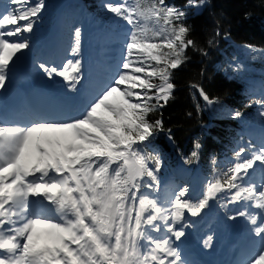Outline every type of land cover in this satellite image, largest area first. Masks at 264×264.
Instances as JSON below:
<instances>
[{"label": "snow or ice", "instance_id": "snow-or-ice-1", "mask_svg": "<svg viewBox=\"0 0 264 264\" xmlns=\"http://www.w3.org/2000/svg\"><path fill=\"white\" fill-rule=\"evenodd\" d=\"M10 3L16 7L0 12V89L14 57L29 47L20 37L33 32L46 6L44 0ZM106 8L133 25L123 71L75 119L0 125V264H185L169 236L151 233L166 230L180 240L186 213L198 216L222 192L230 203L249 202L262 211L259 222L246 211L239 215L264 242V187L244 182L257 162L264 166V147L247 159L242 158L247 149L240 148L234 166L224 178L209 182L198 201L187 198V188L165 204L141 192L158 184L160 168L159 158L141 148L162 130V122L151 121L149 114L171 97L172 70L183 63L193 41L185 39L189 29L176 23L185 13L165 0H125ZM80 37L76 29L74 55ZM39 67L49 79L62 77L73 89L81 79L79 59L59 69ZM200 94L213 102L202 89ZM34 198L52 205L58 219L35 212ZM248 264H264V247Z\"/></svg>", "mask_w": 264, "mask_h": 264}, {"label": "trees", "instance_id": "trees-1", "mask_svg": "<svg viewBox=\"0 0 264 264\" xmlns=\"http://www.w3.org/2000/svg\"><path fill=\"white\" fill-rule=\"evenodd\" d=\"M92 1L94 8L100 5L96 16L108 15L105 1ZM165 4L185 13L176 23L189 29L185 39L193 44L185 49L183 63L172 70L171 97L167 103L161 101L163 107L149 119L162 122L156 141L169 137L181 161L214 182L229 169L225 157L235 156L232 147L240 125L264 121L262 104L257 103L262 100L248 103L242 96L256 78H264V0H165ZM147 24L153 27L152 21ZM201 89L212 103L204 100ZM214 201L222 209L218 195Z\"/></svg>", "mask_w": 264, "mask_h": 264}, {"label": "rangeland", "instance_id": "rangeland-1", "mask_svg": "<svg viewBox=\"0 0 264 264\" xmlns=\"http://www.w3.org/2000/svg\"><path fill=\"white\" fill-rule=\"evenodd\" d=\"M21 23H23V22H21ZM21 38H23V37L21 36ZM108 47H110V44ZM121 49H123V48H121ZM24 55H25L24 51H23V53L21 52V54L17 53V56L14 57L13 62L10 65L13 66L20 59V57H23ZM110 55H113V53ZM110 55H109V57H110ZM81 56H83V55L79 52L78 55L75 56V59H79L81 61V59H80V58H82ZM109 59L110 58H108L106 60V62H109ZM100 72H101L102 78L103 77L107 78V79L111 80V83H112L113 77H110V76H113L112 72H110V71L108 72V71H104V70H100ZM102 73H105V74L107 73V76H103ZM94 74H95V63H94ZM55 77L57 80L60 79V77H58V76H54V78ZM40 79L43 81L48 80L51 82V84H54L53 78L49 79L45 73L42 74V77H40ZM94 79L100 81L98 78H94ZM66 86H68V83H66ZM58 88H59V86H58ZM255 151L256 150H253V152H255ZM253 152H251L249 155H246V157L249 158L253 154ZM254 166H257L259 171L257 173L251 171L248 178H250L249 181L253 182L254 185L256 186V188L260 189L261 187H264V166L260 165L258 162ZM173 196H171V198ZM246 206L248 207L247 210H248L249 214L256 215L258 222H259L261 215H262V211L260 209L254 208V207H250L249 202H247ZM183 223L185 226V227H183V230L185 232V235H184L185 239H182V237H181L180 240H172L173 245L175 246V244L177 243V246H176L177 250L180 248L181 251H184V249H186V248H185V245L183 242H186L185 240L189 239L192 241V243L195 246L194 250L192 252H200L199 249H201V252H200L201 256L203 255L204 257H208L212 253L211 257L209 258V260H211V261H214L213 253L216 251V248L218 247L220 242H222V244H223L222 246L226 245L225 247H229V245L231 243L234 244V241H233L234 238L229 237V236H231L230 234L237 231V230H241V229L243 230V232H242L243 237L241 239L239 238L238 241L243 242L246 247H252V248H254L255 251H258V252L262 247H264V242H261L259 237H256L254 235V233L252 231L253 226L250 224L249 221L241 223L244 226V229L242 227H240L238 229H224L223 230L218 225H215L216 227L213 226V228H209L207 226V228L209 230L208 229L207 230L202 229V230H204V232H202V233L198 232L197 234H195L196 231H193L194 229L192 230V229H190V227L187 226L186 219H185V222H183ZM180 226L181 225L178 224V227H180ZM212 229H214V230L212 231ZM165 233H166V230L162 233H155V234L161 236V235H164ZM235 249L237 251V248L233 247L231 249V253ZM223 251H224V249H223ZM236 251H235V253H236Z\"/></svg>", "mask_w": 264, "mask_h": 264}, {"label": "bare ground", "instance_id": "bare-ground-1", "mask_svg": "<svg viewBox=\"0 0 264 264\" xmlns=\"http://www.w3.org/2000/svg\"><path fill=\"white\" fill-rule=\"evenodd\" d=\"M63 119L66 120V121H68V120H72V117H64Z\"/></svg>", "mask_w": 264, "mask_h": 264}]
</instances>
